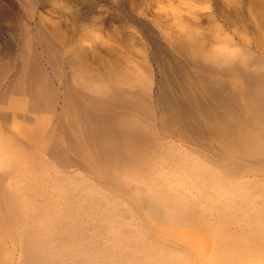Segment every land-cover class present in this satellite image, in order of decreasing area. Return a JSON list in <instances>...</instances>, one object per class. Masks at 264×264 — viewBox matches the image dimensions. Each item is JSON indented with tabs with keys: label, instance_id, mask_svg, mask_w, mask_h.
<instances>
[{
	"label": "bare ground",
	"instance_id": "1",
	"mask_svg": "<svg viewBox=\"0 0 264 264\" xmlns=\"http://www.w3.org/2000/svg\"><path fill=\"white\" fill-rule=\"evenodd\" d=\"M41 1L0 51V264H264V56L217 67L220 39L143 31L142 73Z\"/></svg>",
	"mask_w": 264,
	"mask_h": 264
},
{
	"label": "rangeland",
	"instance_id": "2",
	"mask_svg": "<svg viewBox=\"0 0 264 264\" xmlns=\"http://www.w3.org/2000/svg\"><path fill=\"white\" fill-rule=\"evenodd\" d=\"M0 5L15 21L8 26L0 19L1 51L6 44L14 45L22 27L33 26L35 19L21 0H0ZM38 13L74 45L90 39L83 43L96 47L95 60L142 73L156 69L143 31L157 40L162 29L202 43L220 39L233 46L250 45L256 56H264V0H42Z\"/></svg>",
	"mask_w": 264,
	"mask_h": 264
},
{
	"label": "clouds",
	"instance_id": "3",
	"mask_svg": "<svg viewBox=\"0 0 264 264\" xmlns=\"http://www.w3.org/2000/svg\"><path fill=\"white\" fill-rule=\"evenodd\" d=\"M206 64L211 63L217 67L240 64L245 66L249 59L245 51L238 47L233 46L231 43H218L214 44L203 56Z\"/></svg>",
	"mask_w": 264,
	"mask_h": 264
}]
</instances>
